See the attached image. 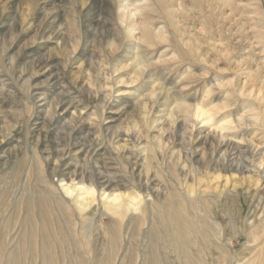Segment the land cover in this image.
Wrapping results in <instances>:
<instances>
[{
    "label": "rangeland",
    "instance_id": "obj_1",
    "mask_svg": "<svg viewBox=\"0 0 264 264\" xmlns=\"http://www.w3.org/2000/svg\"><path fill=\"white\" fill-rule=\"evenodd\" d=\"M170 192L194 264H264V0H0V264L19 240L17 264H144L153 226L159 263L181 264Z\"/></svg>",
    "mask_w": 264,
    "mask_h": 264
},
{
    "label": "bare ground",
    "instance_id": "obj_2",
    "mask_svg": "<svg viewBox=\"0 0 264 264\" xmlns=\"http://www.w3.org/2000/svg\"><path fill=\"white\" fill-rule=\"evenodd\" d=\"M121 11H125V10H127L128 9V5H126L124 2H122L121 3ZM141 69V68H140ZM140 73V72H139ZM155 91L157 90L156 88L154 89ZM158 92V91H157ZM156 95V94H155ZM154 95V96H155ZM173 110H177V111H180V112H183V113H185L186 114V111H189L188 110V108L187 107H185V106H182V105H180V104H176V105H174V107H173ZM190 112H193V113H195V116H199V118L201 119V117H205L204 116V111H202L201 109H197L196 111H195V109L193 110V111H190ZM201 113H203V114H201ZM207 114V113H206ZM187 115V114H186ZM194 115V114H193ZM192 116V115H191ZM191 118H193V117H191ZM205 118H207V117H205ZM204 119V118H203ZM216 130V129H215ZM213 133H214V131H213ZM219 133V132H218ZM215 134V133H214ZM221 133H219V135H220ZM216 136H217V133L215 134ZM221 138H220V140H219V144L220 145H227L228 147H229V145H232V142H228V138H226L225 136H220ZM213 139V138H212ZM225 145V146H226ZM227 147V148H228ZM230 148V147H229ZM235 148V147H234ZM237 148V147H236ZM232 149V148H231ZM233 151V150H232ZM230 152L229 151V149H227L226 151H224L222 154H221V157L222 158H227L229 155H231V154H233V152ZM240 151V150H239ZM239 153V152H238ZM235 154V153H234ZM261 163H262V161L259 163L260 164V166H261ZM211 178V177H210ZM218 178V180H219V176L217 177ZM225 181H226V179H225ZM227 182H229V178H227V181L225 182V183H227ZM190 186V185H189ZM93 187V186H92ZM83 188V187H82ZM85 188V187H84ZM33 189H35L36 191H37V188H33ZM79 189V188H78ZM88 189V188H87ZM196 190H197V188H195ZM69 190L71 191V189L70 188H67L66 189V191L68 192V194H70L69 193ZM206 190V189H205ZM85 189H81V190H79V192L80 193H78V199L76 200V203L78 204V206H79V209L81 210V211H84L85 209H87V207H90V204L92 203V200H93V197H94V195H95V193H94V190H93V192H91V194L90 193H88V194H86L85 193ZM189 193H190V195H193L194 193H195V190H194V187L193 188H191V187H189ZM86 192H88V191H86ZM112 192H115V191H112ZM25 193V192H24ZM83 193H85V194H83ZM116 193V192H115ZM118 193V192H117ZM124 193V192H123ZM122 193V194H123ZM33 194H35V193H33ZM114 194V193H113ZM112 193H110V194H107L108 195V197L106 198V196H105V199H103V200H105V203L110 207V206H112L113 208V210H118L119 211V209H121V210H123L124 212H127V211H129V210H133V211H139V209L141 208V206H140V200H142V199H140L139 200V196L138 195H133V196H131L130 194H128V195H122V194H115V195H113ZM138 194V193H137ZM170 194V196H172V199H170V201H168V203L169 202H171L172 201V203L174 202V208H173V210H172V212H171V216H169V206H168V209H164V207L165 206H163V209L165 210V211H167V215H166V220H165V211H164V213L162 214L163 216V218H164V221L167 223V225L169 226V229L172 231V232H176L177 233V239H178V243H179V246H180V248L177 250V252H178V254H177V256H176V259H177V262L178 263H181V264H194V262H193V260L192 259H190L189 257H188V255H189V253H190V251H191V245H190V243L188 242V243H186L185 241H183V239L185 240V238H184V229H183V226H182V223H177L178 222V217L179 218H181L180 216H179V211L176 209V193H172V192H170L169 193ZM189 195V199H190V208L192 209V210H194V211H196V213L198 214V224H199V226H200V229L203 231V233H205L206 235H208V236H210V237H214V238H216L217 237V235L215 236V234H214V232H212L211 231V224H210V222H212V218L213 217H211V215H210V212L208 211L209 209H208V205H205V206H203L202 207V209H198L197 208V205L196 204H198L199 202H201L202 201V199H201V201H200V199H197L196 197L194 198V200H193V202L191 203V200H192V198H191V196ZM112 196V197H111ZM199 196V195H198ZM229 196V195H228ZM48 198V197H47ZM200 198V197H199ZM46 199V198H45ZM197 200V202H196V200ZM55 200V199H54ZM107 200V201H106ZM230 201V200H229ZM28 202V201H27ZM39 205L37 206V214H38V216H39V219H40V221H41V223H42V225H47L48 226V224H45V222H43L42 221V215H43V211H42V209H41V207H42V205H43V203H42V201H40V198H39ZM142 203H143V200H142ZM171 203V204H172ZM203 202H201V204H202ZM164 204V203H163ZM166 204V203H165ZM28 205H29V203H28ZM142 205V204H141ZM170 205V204H169ZM143 206V205H142ZM200 206V205H199ZM30 208V207H29ZM56 208H57V210L59 211V213L60 214H63V213H61V205L60 204H58V203H56ZM26 209V208H25ZM111 209V210H112ZM34 210V209H33ZM85 212V211H84ZM129 212H131V211H129ZM34 213V212H33ZM32 213V210L31 209H28V210H26V212H25V214H24V216H23V218H22V223H21V225L20 226H22V229H21V232H20V234H21V237L23 238V239H25V236L27 235V232H29V233H31V231H32V228H33V225H34V218H32L34 215H32L33 214ZM137 213V212H136ZM133 214V213H132ZM157 215H158V213H157ZM155 216V215H154ZM35 217V216H34ZM138 217V216H137ZM137 217H134L133 219L135 220V221H138V220H136V218ZM157 217V216H156ZM161 217V218H162ZM47 219V218H46ZM174 222L173 223V225H174V227L172 226V224H170V222ZM182 222H184V219L182 220ZM187 223V222H186ZM232 225V224H231ZM253 225V224H252ZM251 225V226H252ZM35 226V225H34ZM225 226H227V224L225 223ZM30 227H31V229H30ZM230 227V226H229ZM153 229H151V231H148V235H149V237H148V235H147V244H146V248H145V257L147 258V253L150 255L149 256V260H148V264H160L159 263V257H158V255H156V254H154V253H152V250H151V247H150V244H149V240L151 239L150 238V235L152 236L153 235V230H155V228H154V226L152 227ZM172 228V229H171ZM225 230V229H224ZM113 232V231H112ZM115 233V232H114ZM212 233V234H211ZM85 234V233H84ZM84 234H82V235H84ZM111 235V234H110ZM112 236V235H111ZM114 236V235H113ZM259 236V235H258ZM258 236H256V237H254L253 238V234L251 235V237L249 236V240H252V244H250L249 246H248V248L249 249H253V250H256V246L257 245H255V243H254V241H257L258 239H256ZM84 238L85 239H87L86 237H85V235H84ZM111 238V237H110ZM113 238V237H112ZM250 238H252V239H250ZM259 239H260V237H259ZM113 240V239H112ZM86 242H88V241H86ZM112 242V241H111ZM114 242V241H113ZM46 244H47V240L45 241V243L43 244V246H42V251L45 253V247H46ZM115 244H116V241H115ZM109 245H111L110 243H109ZM200 245H206V243L203 241V240H200ZM22 246V243H21V241L19 240V241H17L16 243H15V245L13 246V248H12V252H10L9 253V261L7 262V264H9V262L11 261L12 263H10V264H17V262H18V258H19V256H18V252H19V248ZM118 247V246H117ZM117 247H115V249H117ZM206 249V248H205ZM13 255H15V257L13 258ZM107 255V254H106ZM109 255L110 254H108L107 256H105L104 255V257H103V259L105 260V263L104 264H111L112 263V261L110 260V261H108L109 260ZM185 255V256H184ZM258 256V257H257ZM261 256H264V242L263 241H260V247L258 248V253L256 254V257L255 258H259V257H261ZM100 257H101V255H100ZM144 257V264H146V258ZM157 257V258H156ZM99 258V257H98ZM262 258V257H261ZM164 259H165V257H164ZM78 261V260H77ZM164 262H166V264H170V263H168L167 262V260H164ZM264 263V258H262L261 259V263ZM95 263V262H94ZM260 263V260L258 261V262H256L255 264H259ZM49 264H50V262H49Z\"/></svg>",
    "mask_w": 264,
    "mask_h": 264
}]
</instances>
